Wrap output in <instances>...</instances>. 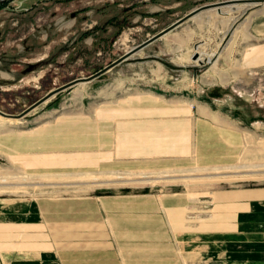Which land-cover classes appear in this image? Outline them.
Listing matches in <instances>:
<instances>
[{
    "label": "rangeland",
    "instance_id": "374dc122",
    "mask_svg": "<svg viewBox=\"0 0 264 264\" xmlns=\"http://www.w3.org/2000/svg\"><path fill=\"white\" fill-rule=\"evenodd\" d=\"M222 1L0 5V110L26 112L0 115V264H224L206 255L212 245L199 241L191 254L186 242L169 241L155 252L148 245L123 256V241L111 232L96 196L188 192L195 204L185 215L197 225L218 214L217 191L264 188V61L256 58L257 48L264 49V2L228 14L204 10L105 74L30 109L195 8ZM196 50L200 60L193 59ZM127 123L136 127L127 135L130 146L121 144ZM142 140L150 144L144 153L133 151ZM154 140L178 143L177 150L151 155ZM84 201L99 208L76 209ZM87 215H98L109 242L81 240L76 230L85 227L75 222L81 216L91 222ZM29 221L40 224L22 225Z\"/></svg>",
    "mask_w": 264,
    "mask_h": 264
},
{
    "label": "crops",
    "instance_id": "0c3cea01",
    "mask_svg": "<svg viewBox=\"0 0 264 264\" xmlns=\"http://www.w3.org/2000/svg\"><path fill=\"white\" fill-rule=\"evenodd\" d=\"M258 48L256 58H261L264 61V49L258 50ZM254 57L253 51L248 54L247 65L249 67L254 65ZM175 125L177 126V124ZM124 127L127 133L126 137L124 135V142L122 138L121 144L130 146L131 140L128 141L127 135L130 136L132 133L130 130L134 131L136 127H129L128 123ZM139 128H142V134L146 141L150 142L151 136L146 132V127L140 126ZM146 141L138 142L140 148L133 149V151H145V146L150 145ZM154 142L152 145L154 150L149 152L151 155L163 149H166V153L171 155L172 151L177 150L178 147V143L175 146V142L174 144L173 142L164 144L155 140ZM160 154L155 155L159 157ZM216 194L218 214L215 215L214 220L207 218L198 222L197 225L194 219L186 218L185 215L195 204L194 197L189 196L188 192L177 191L171 195L156 198L150 194L149 189H145L136 193L118 195L100 194L96 196V199L99 198L100 207L107 214L111 232L123 241L120 244L123 256L129 257L126 250L130 248L146 249L148 245H150L148 247L150 251L155 252L160 247V242L164 247L165 243L169 241L174 244L178 241L186 242V252L191 254L196 253L195 241H199L200 244L208 245L209 249L212 245V255L209 254V251L206 255L221 259L224 264H264V261H261L264 248V208L262 206L264 205L262 202L264 201V188L226 189L217 191ZM95 205L97 204L92 201H84L76 209L94 210ZM97 207L99 208L98 205ZM86 218L91 222L84 219L83 216L75 222L76 226L85 227V230L83 228L76 230L77 233L83 235L81 240L109 242L110 233L98 225V215L94 217L87 215ZM39 224V222L29 221L22 225L34 228ZM1 233L2 231H0V235ZM197 253L201 254L200 250ZM154 254L160 256L157 253ZM144 255L149 254L144 253ZM169 255L172 256V261L175 260L176 257L173 258L174 251ZM163 256L168 257L165 253L162 254Z\"/></svg>",
    "mask_w": 264,
    "mask_h": 264
},
{
    "label": "water",
    "instance_id": "95a60500",
    "mask_svg": "<svg viewBox=\"0 0 264 264\" xmlns=\"http://www.w3.org/2000/svg\"><path fill=\"white\" fill-rule=\"evenodd\" d=\"M6 1H8V0H0V5L5 3ZM240 1H242V2H254V3H262V2H264V0H226V1H222V2H215V3L205 4V5H202V6L198 7V8H195L194 10H192L191 12H189L188 14L183 16L182 18H180L177 21H175L174 23H172L167 28L163 29L162 31L158 32L157 34H155L152 37L148 38L147 40L143 41L142 43L134 46L128 52H126L125 54H123L122 56L117 58L116 60L112 61L111 63H109L108 65L103 67L102 69L98 70L97 72H95V73H93V74H91L89 76H83V77L76 78L75 80H72V81L68 82L67 84L63 85L62 87H59V88H57L55 90L50 91L41 100L36 102L30 109L36 107L41 102H44L45 100L49 99L50 97H52L53 95H55L59 91H61L63 89H66V88H68V87H70L72 85H75L78 82L91 81V80L99 77L100 75L106 73L107 71H109L110 69L114 68L115 66H117L120 63H122L123 61L129 59L132 55L136 54L137 52H139L140 50H142L143 48H145L146 46H148L152 42L156 41L157 39H159L160 37L165 35L166 33L170 32L173 29H175L176 27H178L179 25H181L182 23H184L185 21H187L191 17H194V16L198 15L202 11L207 10V9L220 8L223 5L231 4V3H234V2H240ZM196 48H198V45L196 46ZM193 59L194 60H199L200 59V53L198 51L195 52V54L193 55ZM210 61L211 60L206 59V62H210ZM25 113L26 112H24V113H22L20 115H14V114H8V113L0 110V115L4 116V117H8V116H10V117H21Z\"/></svg>",
    "mask_w": 264,
    "mask_h": 264
},
{
    "label": "bare ground",
    "instance_id": "6f19581e",
    "mask_svg": "<svg viewBox=\"0 0 264 264\" xmlns=\"http://www.w3.org/2000/svg\"><path fill=\"white\" fill-rule=\"evenodd\" d=\"M236 3H231V4H228L227 6H221L220 8H214L215 10H218V12L220 14H228L230 11L233 10V7H236L237 9H241L243 7H245V5L247 6H254V5H257L258 3H254V2H246V3H243V4H238V5H235ZM199 18V17H198ZM183 46V45H182ZM198 50H196L197 52ZM202 52V51H201ZM203 54V53H202ZM204 56V55H203ZM200 57H202V55L200 54ZM207 59H210L209 57ZM200 60V59H199ZM105 74V73H104ZM106 121V120H105Z\"/></svg>",
    "mask_w": 264,
    "mask_h": 264
},
{
    "label": "trees",
    "instance_id": "16d2710c",
    "mask_svg": "<svg viewBox=\"0 0 264 264\" xmlns=\"http://www.w3.org/2000/svg\"><path fill=\"white\" fill-rule=\"evenodd\" d=\"M4 4V3H3Z\"/></svg>",
    "mask_w": 264,
    "mask_h": 264
}]
</instances>
